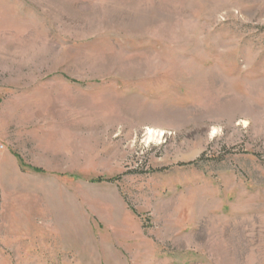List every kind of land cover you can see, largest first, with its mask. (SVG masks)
I'll use <instances>...</instances> for the list:
<instances>
[{"label":"rangeland","instance_id":"obj_1","mask_svg":"<svg viewBox=\"0 0 264 264\" xmlns=\"http://www.w3.org/2000/svg\"><path fill=\"white\" fill-rule=\"evenodd\" d=\"M0 264H264V0H0Z\"/></svg>","mask_w":264,"mask_h":264}]
</instances>
